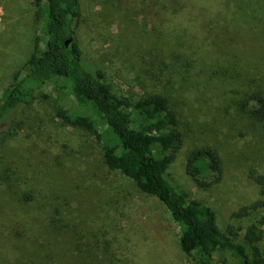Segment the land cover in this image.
<instances>
[{"label": "rangeland", "instance_id": "rangeland-1", "mask_svg": "<svg viewBox=\"0 0 264 264\" xmlns=\"http://www.w3.org/2000/svg\"><path fill=\"white\" fill-rule=\"evenodd\" d=\"M167 2L81 0L83 63L117 95L160 91L177 102L186 136L166 176L241 241L250 220L232 213L264 199L250 177L252 170L264 175V122L240 108L246 92L264 89V0H253L248 13L232 0H201L218 10L211 15L217 28L196 31L195 22L193 34L185 28L199 16L186 20L188 9L172 13ZM42 25L35 0H0V96L35 51ZM66 93L47 83L12 114L16 134L2 141L0 132V264H197L181 250L180 225L161 201L106 167L94 137L57 116L60 107H77ZM207 144L220 150L225 176L204 189L186 163L192 148ZM59 210L66 223L72 217L85 227L84 251L51 227Z\"/></svg>", "mask_w": 264, "mask_h": 264}, {"label": "trees", "instance_id": "trees-1", "mask_svg": "<svg viewBox=\"0 0 264 264\" xmlns=\"http://www.w3.org/2000/svg\"><path fill=\"white\" fill-rule=\"evenodd\" d=\"M166 1L172 13L188 9L186 20L199 16L198 21L185 28L188 34L204 29L208 33L217 28L211 17L219 14L215 7L205 6L201 0ZM232 1L247 13L253 2ZM35 5L36 17L43 23L42 33L35 41V51L0 96V126L9 124L0 130L4 133L2 141L16 134L10 120L12 114L30 104L37 92L52 83L58 93L67 92L77 104L76 108L60 107L57 116L94 137L106 167L129 177L139 190L161 201L180 225L179 244L184 253L192 256L197 264H229L226 252L235 256L240 264H264V199L241 206L232 213L235 219L250 220L241 241L222 232L214 210L178 190L166 176L186 136L181 128L177 102L160 91L146 93L138 99L117 95L103 80L100 70L92 72L85 67L77 37L82 17L81 0H35ZM195 22L197 30L193 31ZM181 56L178 51L176 58ZM240 108L253 121L264 122V89L246 92ZM186 170L204 189L220 183L225 176L221 152L211 144L191 149ZM250 177L264 195V175L252 170ZM56 214L49 218L51 227L58 233H69L76 241L73 248L84 251L80 233L85 227L77 226L72 217L73 224L66 223L62 210ZM50 260L57 264L53 258Z\"/></svg>", "mask_w": 264, "mask_h": 264}]
</instances>
